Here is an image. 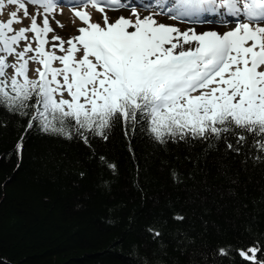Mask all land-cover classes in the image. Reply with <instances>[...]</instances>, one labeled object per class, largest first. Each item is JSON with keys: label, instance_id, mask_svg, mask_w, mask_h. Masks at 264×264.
<instances>
[{"label": "snow or ice", "instance_id": "snow-or-ice-1", "mask_svg": "<svg viewBox=\"0 0 264 264\" xmlns=\"http://www.w3.org/2000/svg\"><path fill=\"white\" fill-rule=\"evenodd\" d=\"M27 4L36 6L35 15L30 16ZM7 5L17 10L7 21H0V106L20 116L28 115L31 108L28 129L35 122L45 133L66 139L75 134L95 157L98 141H90L89 135L111 143L108 131L114 125L119 128L122 120L125 136L129 124L137 136L144 135L146 128L157 144L167 145L162 149L165 152L173 145L203 147L205 156L213 150L220 153L221 160L240 154L243 165L248 159L264 161L254 155L255 151L264 152V0H7ZM64 6H69L85 27L67 40L59 35L50 40L54 29L49 17L54 18L56 9ZM89 6L101 13L103 26L91 22ZM137 6L149 15L141 17ZM4 7L0 0V14ZM120 9H126L128 15L122 12L109 23L107 11ZM20 10L31 23L16 29L14 25L23 22ZM40 16L43 19L38 23ZM157 16L181 23L231 24L232 28L222 33L218 28L200 33L194 28L181 31L158 21ZM30 63L38 65L35 79L28 75ZM7 122L0 120V127ZM234 128L248 136L233 133ZM194 140L201 143L194 145ZM17 148H22V143ZM99 160L101 167L116 174L115 163L103 155ZM84 175L80 173L81 178ZM171 175L174 183H185L175 169ZM102 186L107 188L108 182ZM230 194L234 192L230 190ZM171 219L183 221L186 217L173 212ZM166 223L154 219L145 229L154 241L161 238V249L165 246L162 224ZM193 243L187 233L177 230L178 251L188 252ZM262 249L264 244L257 240L246 249L229 245L218 255L231 257L235 251L252 264H264ZM257 252L261 253L259 261ZM201 255L205 264H222L210 260L208 254ZM133 256L136 259L131 264H150L136 247Z\"/></svg>", "mask_w": 264, "mask_h": 264}, {"label": "trees", "instance_id": "trees-1", "mask_svg": "<svg viewBox=\"0 0 264 264\" xmlns=\"http://www.w3.org/2000/svg\"><path fill=\"white\" fill-rule=\"evenodd\" d=\"M31 114V108L20 116L0 106V120L8 121L0 127V261L131 264L136 247L150 264H205L201 253L222 264H252L235 251L231 257L218 253L229 245L246 249L257 240L264 244V161L248 159L243 165L240 154L221 160L213 150L205 156L203 147L173 145L165 152L167 145L157 144L146 128L137 136L129 124L125 136L122 120L108 131L111 143L89 135L98 141V155L92 157L75 134L66 139L45 133L35 122L28 129ZM233 133L248 136L236 128ZM100 155L116 164V174L100 166ZM254 155L264 157V152ZM172 169L185 183H174ZM173 212L186 219L172 220ZM154 219L167 221L162 249L161 238L154 241L145 230ZM177 230L194 241L188 252L177 250Z\"/></svg>", "mask_w": 264, "mask_h": 264}, {"label": "rangeland", "instance_id": "rangeland-1", "mask_svg": "<svg viewBox=\"0 0 264 264\" xmlns=\"http://www.w3.org/2000/svg\"><path fill=\"white\" fill-rule=\"evenodd\" d=\"M4 2H5V7L2 10V14H0V21H7L9 19L10 13L12 11L17 10L16 6L7 5V0H4ZM26 6L28 8L30 16L36 14V11H37L36 6H33L31 4H27ZM86 10L91 15V22L100 23L103 26V18H102V15L100 12L96 11L94 8H92L90 6ZM137 11L140 13L141 17L149 15V12L146 10L137 8ZM107 15L109 17V23H114L115 22L114 18L119 17V14L117 11L116 12H107ZM19 16L23 22L21 24L14 25V28L19 29L21 27H26V26L30 25L31 20L24 18L22 10L19 11ZM162 17L166 18L165 16H157L156 19L158 21L165 20L163 22H166L168 25L173 24L175 26L176 23L178 24L177 20L175 21V20L171 19V22H170L167 19H162ZM42 19H43V17L40 16L38 18L37 22L40 23L42 21ZM132 19L134 20L135 17H132ZM49 21H50L51 27L54 29L53 33H49V39L50 40H51L52 35H59L63 39L67 40L68 38H72V37L79 35L78 29H80L81 27H85V25L79 20V18H77L73 15V12L69 6L58 7L54 13V18L52 16H50ZM57 21L59 22L60 25H62V27L58 26ZM189 27H190L189 23L183 22V24H180L179 28L182 31V28L186 29ZM29 35L31 36V34H29ZM56 43H58V42H56ZM22 46L23 45H21V47ZM33 46H35V45H33ZM48 47L50 48L51 44ZM65 47H67V45H65ZM57 54H61V53L57 52ZM55 66H59L58 63ZM37 67H38V65L35 63L29 64L30 70H29L28 75L30 78H32V79L36 78L37 74L35 72V69ZM11 74H12V70L8 69V75L11 76ZM65 98H67V96Z\"/></svg>", "mask_w": 264, "mask_h": 264}, {"label": "bare ground", "instance_id": "bare-ground-1", "mask_svg": "<svg viewBox=\"0 0 264 264\" xmlns=\"http://www.w3.org/2000/svg\"><path fill=\"white\" fill-rule=\"evenodd\" d=\"M135 2H136V0H130V3H135ZM117 12H118L119 16H120V14H121L122 12L125 13L126 16L128 15L126 9H120V10L117 11ZM162 19H167L168 21L171 22V19H169L168 17H166V18H163V17H162ZM163 21H165V20H163ZM172 23H173V22H172ZM180 24H183V23L178 22V24L176 23L175 26L180 27ZM172 25H173V24H172ZM184 28H185V27H184ZM184 28H182V31H184V30H186V29H189V28H194V29L197 31V33H200L202 29L216 30V29L218 28L219 31L222 33L224 30H231L232 25H231V24H228V25L224 26V25H213V24H210V23H209V24H201V23H199V22H196V23H191L189 28H186V29H184Z\"/></svg>", "mask_w": 264, "mask_h": 264}]
</instances>
